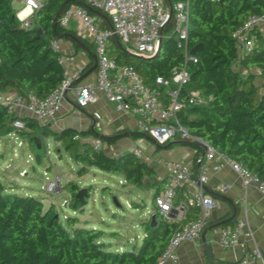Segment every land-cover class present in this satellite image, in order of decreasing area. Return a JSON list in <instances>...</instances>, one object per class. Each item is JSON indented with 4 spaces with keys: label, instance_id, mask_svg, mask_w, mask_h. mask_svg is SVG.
Segmentation results:
<instances>
[{
    "label": "trees",
    "instance_id": "16d2710c",
    "mask_svg": "<svg viewBox=\"0 0 264 264\" xmlns=\"http://www.w3.org/2000/svg\"><path fill=\"white\" fill-rule=\"evenodd\" d=\"M63 1H43L34 10L30 25L24 27L10 0H0V93L44 97L60 83L63 70L60 52L49 43L51 39H60L56 34L72 33L93 50L92 43L71 26H61L57 21L55 33L52 31L54 14ZM77 1L67 0L62 10L79 4ZM189 3L187 45L189 51L196 45L198 49L193 54L195 60L186 63L190 76L188 86L198 90L206 103L188 106L179 113V121L190 133L230 155L264 181V35L253 29V46L242 55L238 54L231 36L249 14H264V0H189ZM103 24H107L105 19ZM37 29L41 31L39 36H36ZM163 32L171 33V22ZM72 44L79 47V43ZM109 54L120 64H132L146 83H151L156 75H168L183 63L182 48L173 35L163 38L158 52L148 58L127 53L114 39ZM91 65L92 60L82 68V73ZM250 68L258 70L259 85ZM15 119L23 127H15ZM10 133L29 136L37 163L42 162V156L35 139L41 142L52 137L69 152L74 162L80 163L78 175L86 167L117 174L137 188L153 189V205L161 190L163 181L155 179L154 167L131 150L111 156L102 148L94 150L88 142L72 139L75 133L90 136L93 133L90 128L66 127L54 131L49 124L9 111L0 103V139ZM99 137L108 145L115 142ZM164 144L155 145L158 148ZM196 155L197 152L194 159ZM64 188L70 196L69 205L76 210L80 206L75 198L79 190L77 183L69 180ZM153 212V225L149 224L150 219L142 222L145 235L140 244L118 251L101 241V230L84 226L68 230L60 223L53 204L44 208L40 198L8 192L0 183V264H154L176 225L165 220L156 207ZM234 220L235 217L227 224ZM68 221L72 224L71 217Z\"/></svg>",
    "mask_w": 264,
    "mask_h": 264
},
{
    "label": "built area",
    "instance_id": "2783aa9c",
    "mask_svg": "<svg viewBox=\"0 0 264 264\" xmlns=\"http://www.w3.org/2000/svg\"><path fill=\"white\" fill-rule=\"evenodd\" d=\"M21 1L22 7L16 12V17L20 25L27 27L31 23L34 10L45 0ZM79 1V4H72L61 11L58 23L64 27L79 26V30L92 43L96 55L93 80L74 87L83 67L73 63V55L62 51L59 39H51V47L60 52L59 62L63 68L60 83L44 97H36L31 93L22 96L14 92H1L0 103L5 104L9 111L28 115L43 124L56 116L68 89L73 87L74 101L79 107L96 102L97 93L100 92L115 104L118 111L133 116L137 129L149 136L153 143L163 144L172 139H179L197 145L196 173L193 167L183 160L154 158L164 170L163 184L154 199V207L165 220L176 225L154 264L176 261L178 246L199 238L215 206L212 195L202 187L208 179L209 170L218 171L224 166H229L237 174L244 189L252 186L263 198L264 181L230 155L216 150L202 137L190 133L179 121V113L188 106L206 103V99L198 90L188 86L190 76L186 63L195 60L187 45L190 24L189 0ZM86 6L103 14L107 24H103L102 16L89 13ZM23 9H28L29 12L21 15ZM169 22L171 33H164L163 29ZM263 26L264 14H249L232 31L231 36L235 40L239 55L252 48L254 35L251 31H260ZM170 35H173L182 48L183 63L180 67L173 68L168 75H156L151 83H146L132 64H120L109 54L114 39L118 44H127V53L148 58L156 53L161 40ZM13 125L23 127L17 119ZM72 139L78 142L87 140L77 133ZM89 144L92 149L97 150L102 147V140L99 136H93ZM131 152L143 159L138 146L133 147ZM43 179L45 183L41 188L48 193L58 192L62 187L60 175L50 178L45 174ZM69 201L68 195L63 199V205L69 204ZM244 227L243 217L237 218L230 226L219 227L218 244L226 248L238 245L241 233L246 236L251 234L250 231H243ZM234 264H264L261 249L255 243L243 246L241 256Z\"/></svg>",
    "mask_w": 264,
    "mask_h": 264
},
{
    "label": "crops",
    "instance_id": "0c3cea01",
    "mask_svg": "<svg viewBox=\"0 0 264 264\" xmlns=\"http://www.w3.org/2000/svg\"><path fill=\"white\" fill-rule=\"evenodd\" d=\"M17 1H19V4H17V6L21 5L19 8L11 5L16 10V12L22 7V1ZM28 12V9H23L21 11V15H25ZM103 19L105 18L103 17ZM71 27L76 31L77 34L81 35L90 43V41L84 36L81 30L76 29L75 26ZM260 32L264 35V26L261 27ZM59 42L62 51L65 54L73 55L74 64L84 67L90 60H92L93 64L92 53H94V51L89 50L83 43V41H81L82 44L80 42H77L79 43L78 48H75L72 44L73 42L67 38H60ZM238 68H240V66ZM249 71L255 75V83L259 85L261 79L258 76V70L255 68H250ZM94 72L95 70H93L82 80L77 81L74 84V87L86 81L93 80ZM243 73H245V70H243ZM74 94L75 92L73 87L68 89L64 96L60 110L53 119L47 121V123L50 125V128L54 131H59L62 128L66 127L75 129H91L92 127L96 133L100 134V136L105 137V139L111 138L115 141L114 143H111L109 145L105 142H102L101 148L111 156H117L121 152L130 151L133 147L137 146L135 143H132V141L130 142L128 140L130 138L137 139L140 137H145L147 140L153 143L152 139L149 138V136L143 133L142 135L136 134L137 132H140L137 129L136 119L127 112L118 111L115 107V104L108 101L102 93H97L96 102L79 108L75 106L76 103L74 101ZM120 133H127V135L120 138H114L115 135ZM93 136L96 135L92 133L90 136L85 137L87 140L83 142L89 143V140ZM134 136L137 137L135 138ZM184 142L185 141L179 139H172L166 142V144L158 147H163L164 150H160V154L155 157L183 160L189 163L193 167L194 173H196L197 164L194 159L196 146L193 144H185ZM122 143L126 145L125 149H116V151L113 149L115 147L118 148V145ZM143 160L147 161V159L145 158H143ZM153 162L154 165L152 166L154 167L156 172L155 179L157 181H160V179L164 178V170L155 162V160H153ZM207 177L208 179L204 186L209 188L214 193L212 197L215 200V206L211 210L210 219L207 222L205 228L211 227L216 223L219 224L217 226L209 228L204 234V239H201L199 236L198 239H195L193 241L181 243L177 248V260L168 261L166 264H208L210 259H212L213 263L215 264H234L241 256L242 247L250 246L253 243L258 245L261 249L264 260V198L252 186L244 189L240 185L237 174L232 171L229 166H224L218 171L209 170L207 173ZM75 182L77 183L79 188H82L79 185V179ZM9 190H12V188ZM149 191L153 193V189H149ZM24 195L29 194H26V192H24ZM231 202L236 207L234 215L235 220L233 223L227 224V222L232 219L231 218L230 220H225L232 214L233 210ZM127 205H129V203H127ZM151 209L152 210H150V213L153 212L154 205ZM81 210L82 208L79 209V211ZM93 210L94 209L88 211V215L81 219V223L79 222L80 219L78 218L79 223H75L74 227L77 225L76 227L90 226L91 228H95L96 221L92 215ZM239 217H243L245 219V227L243 231H250V236H246L241 233L239 237V243L234 247L226 248L219 245L217 242L218 228L221 226H230L234 224ZM144 235L145 234L143 230L141 235L139 236L140 241L142 240ZM121 249L123 248L120 246L115 250L120 251Z\"/></svg>",
    "mask_w": 264,
    "mask_h": 264
},
{
    "label": "rangeland",
    "instance_id": "374dc122",
    "mask_svg": "<svg viewBox=\"0 0 264 264\" xmlns=\"http://www.w3.org/2000/svg\"><path fill=\"white\" fill-rule=\"evenodd\" d=\"M10 3L17 8L21 6H17L19 4L17 0H10ZM75 28L80 29L77 25ZM126 47L127 44L122 45V49L127 50ZM132 55L134 56L133 53ZM132 58L134 61L138 60L136 57ZM128 140L141 149L143 158L147 159L150 165H154V157L160 154L159 151L164 150L163 147L155 148V144L145 137ZM118 146L113 149L116 151L126 147L124 143ZM39 150L42 156L41 163L35 160L34 146L30 143L29 136L21 137L16 133L2 136L0 139V183L8 192L21 195L26 192L36 196L41 199L44 208L53 204L60 223L68 230L73 228L75 223H81V219L88 215V211L94 209L92 215L96 221L95 228L103 232L101 240L109 244L110 248L118 249L121 246L123 249H130L133 245L140 244L139 236L143 231L141 222L148 221L153 213H150L153 205L152 192L149 189L137 188L126 183L121 176L96 167H86V171L78 175L77 169L80 163L74 162L69 152L65 151L61 143L52 137L39 141ZM45 174L50 178L60 175L62 187L58 192L48 193L41 188V185L45 183L43 179ZM78 179L79 185L85 186L88 190V196L82 207L80 205L73 210L69 204L63 205V199L69 195L64 184L69 180ZM11 188L12 190H9ZM80 208H82L81 211H79ZM68 217H71L72 224L68 221Z\"/></svg>",
    "mask_w": 264,
    "mask_h": 264
},
{
    "label": "water",
    "instance_id": "95a60500",
    "mask_svg": "<svg viewBox=\"0 0 264 264\" xmlns=\"http://www.w3.org/2000/svg\"><path fill=\"white\" fill-rule=\"evenodd\" d=\"M66 1H67V0H64V1L61 3V5L58 7L57 11H56L55 14H54V18H53V21H52V24H51L52 31H53L54 33H55V30H56L55 27H56V24H57V21H58L57 19H58L60 13H61L62 7H63V5L65 4ZM77 2L80 3V1H77ZM86 8H87L90 12H92V13H94V14H96V15H100V16H103V17H104V15L101 14L98 10L93 9V8H91V7H88V6H86ZM170 13H171V9H170L169 14H170ZM40 33H41L40 29H37V30H36V36H39ZM56 35H57V37H59V38H67V39L71 40L72 42H76V43H77V42H80V43L82 44V42L80 41V39H78V37H76V36H75L74 34H72V33L64 32V33H62V34H56ZM119 45H120V48H122V45H121L120 43H119ZM197 49H198V45H196L195 47L191 48L189 52H190L191 54H194V53L196 52ZM158 50H159V46H158L156 52H158ZM92 58H93V64H92V65H91V66H90V67H89L84 73H82V74L80 75V77L78 78V81H79V80H82L84 77H86L88 74H90L93 70H95V68H96V55H95L94 53H92ZM139 58H140V57H139ZM75 106L79 108L78 105H75ZM91 130L93 131V134H94V135H96V136H100V134L96 133V132L93 130L92 127H91ZM136 134H138V135H142L141 132H137ZM125 135H127V133H120V134L115 135L114 138H120V137L125 136ZM149 138H150V137H149ZM35 141H36V145H37V147H39V140H38V139H35ZM184 143H185V144L192 145V143L189 142V141H185ZM193 145H195V144H193ZM195 146H197V145H195ZM163 180H164V178L160 179V182H162ZM202 187H203L204 191L207 192L208 194H210V195H213V194H214L209 188H207V187L204 186L203 184H202ZM87 196H88V191L86 190L85 187H82V188H79V190L77 191V193H76V195H75V198L79 200L80 205H84ZM231 204H232V202H231ZM232 210H233V211H232V214H231L229 217H227L225 220H230L231 218L234 217V215H235V210H236V207H235L234 204H232ZM154 218H155V213L153 212V213H151V215H150V221H149V224H150V225H153V224H154V220H155ZM218 224H219V223H216L215 225H213V226H211V227L217 226ZM211 227H206V228H204V229L202 230L201 235H200V238H201V239H204V234H205V232H206L209 228H211ZM208 264H213L212 259L209 260V263H208Z\"/></svg>",
    "mask_w": 264,
    "mask_h": 264
}]
</instances>
